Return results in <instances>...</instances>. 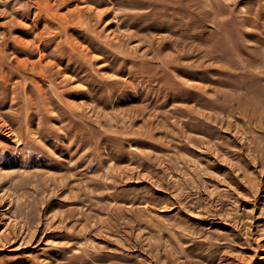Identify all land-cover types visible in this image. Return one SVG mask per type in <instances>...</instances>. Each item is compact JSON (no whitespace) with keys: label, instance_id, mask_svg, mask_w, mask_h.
Listing matches in <instances>:
<instances>
[{"label":"rangeland","instance_id":"obj_1","mask_svg":"<svg viewBox=\"0 0 264 264\" xmlns=\"http://www.w3.org/2000/svg\"><path fill=\"white\" fill-rule=\"evenodd\" d=\"M0 211V264H264V0H0Z\"/></svg>","mask_w":264,"mask_h":264},{"label":"bare ground","instance_id":"obj_2","mask_svg":"<svg viewBox=\"0 0 264 264\" xmlns=\"http://www.w3.org/2000/svg\"><path fill=\"white\" fill-rule=\"evenodd\" d=\"M1 212V211H0ZM4 213V212H3ZM3 216V215H2ZM5 217V216H4ZM11 222V221H10ZM8 227V226H7ZM261 258H264V257H261Z\"/></svg>","mask_w":264,"mask_h":264}]
</instances>
